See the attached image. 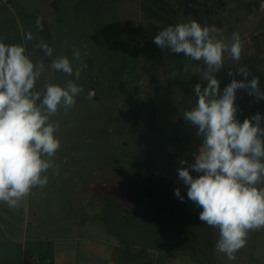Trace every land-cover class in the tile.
I'll use <instances>...</instances> for the list:
<instances>
[{
    "label": "rangeland",
    "instance_id": "rangeland-1",
    "mask_svg": "<svg viewBox=\"0 0 264 264\" xmlns=\"http://www.w3.org/2000/svg\"><path fill=\"white\" fill-rule=\"evenodd\" d=\"M228 1L229 31L264 23L263 11L250 12L258 0ZM221 4L201 9L199 3L202 22ZM135 18L126 0H0V39L23 44L34 62L45 64L38 89L74 79L48 67L51 58L35 48L38 41L54 56L71 59L79 51L81 57L73 65L84 91L66 115L61 110L52 118L59 123L58 174L49 170L48 184L34 188L31 264H52L53 242L75 239L78 264H264V229L251 231L229 259L215 249L218 230L199 219L202 209L188 199L177 169L181 160L184 167L194 163L202 145L183 118L195 105L194 86L180 80L183 54L159 48L153 38L161 29ZM29 31L32 41L25 40ZM236 97L238 120L264 117V99L245 89Z\"/></svg>",
    "mask_w": 264,
    "mask_h": 264
},
{
    "label": "clouds",
    "instance_id": "clouds-1",
    "mask_svg": "<svg viewBox=\"0 0 264 264\" xmlns=\"http://www.w3.org/2000/svg\"><path fill=\"white\" fill-rule=\"evenodd\" d=\"M36 27L43 30L40 18ZM215 26L201 25L196 20L179 22L160 30L153 38L161 49L183 54L193 61H202L200 69L206 86L194 85L195 105L183 113V118L197 128L202 139L194 163L181 160L177 169L178 179L187 187V197L202 209L199 219L218 230L215 244L218 252L229 259L245 247L253 230L264 229V117L256 113L243 122L237 119L235 103L238 89H246L249 96L264 99L259 77L245 64L237 68L244 79H232L222 93L215 73L225 67V54L240 65L244 44L238 32L231 37L214 35ZM26 41L33 40L31 31ZM44 55L51 58L48 67L63 73L67 79L62 85L46 81L37 83L45 73L42 61L34 62L23 44L9 45L0 39V201L15 208L34 188L45 187L48 172L58 174L59 165L53 157L60 148L56 133L59 123L52 118L63 110L66 115L76 105V98L84 89L76 81L81 77L80 60L75 51L54 56V49L43 40L35 44ZM185 65L183 72L187 73ZM171 73V78L177 77ZM229 76H233L231 70ZM94 91L88 93L92 99ZM197 173L194 177L191 173ZM175 195L181 200L179 188Z\"/></svg>",
    "mask_w": 264,
    "mask_h": 264
},
{
    "label": "crops",
    "instance_id": "crops-1",
    "mask_svg": "<svg viewBox=\"0 0 264 264\" xmlns=\"http://www.w3.org/2000/svg\"><path fill=\"white\" fill-rule=\"evenodd\" d=\"M133 4L135 9V19L143 27H151L163 30L167 26L175 25L179 22H188L196 20L192 16H184V0H126ZM201 4V9L210 5H216L220 2L224 4L220 9L208 16L207 20L201 25L210 26L208 23H221L222 27L214 35L224 37L225 40L231 37L233 32H238L244 44L240 65H234L235 62L225 54V67L215 73L220 81V91L231 82V80H241L244 77L237 73V68L243 65L248 66L251 75L259 77V87L264 91V23L255 24L245 32L229 31L226 19L231 11V3L228 0H197ZM240 2V0H237ZM260 10L264 12V0H258V8H251V14ZM197 21V20H196ZM198 22V21H197ZM184 65L181 70L180 80H192L193 86L201 83L206 86L200 69L204 68L202 61H193L184 56ZM185 65L189 66L187 73L183 72ZM233 72V76L228 75V71ZM244 89H238L240 92ZM246 90V89H245ZM37 196L33 189L17 207L9 208L4 202L0 201V264H22V253H32L28 247L30 240V229L36 219V211L32 207V199ZM52 264H78L79 241H55L52 246ZM47 260V257L45 258Z\"/></svg>",
    "mask_w": 264,
    "mask_h": 264
},
{
    "label": "trees",
    "instance_id": "trees-1",
    "mask_svg": "<svg viewBox=\"0 0 264 264\" xmlns=\"http://www.w3.org/2000/svg\"><path fill=\"white\" fill-rule=\"evenodd\" d=\"M221 6H224L222 3ZM199 3L197 0H184V16H192L194 17L199 23H202V18L200 17V10H199ZM208 16H211L212 12H206ZM210 26H215L217 28L222 27L221 23H209ZM33 256H31L28 252L22 253V264H31V260Z\"/></svg>",
    "mask_w": 264,
    "mask_h": 264
}]
</instances>
